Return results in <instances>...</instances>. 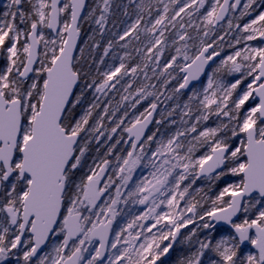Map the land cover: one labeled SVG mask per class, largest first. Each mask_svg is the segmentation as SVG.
<instances>
[{"label":"snow or ice","instance_id":"6c2138e0","mask_svg":"<svg viewBox=\"0 0 264 264\" xmlns=\"http://www.w3.org/2000/svg\"><path fill=\"white\" fill-rule=\"evenodd\" d=\"M93 3L0 11V264H166L178 244L176 264H264V0H127L85 56L82 22L104 39L113 6Z\"/></svg>","mask_w":264,"mask_h":264},{"label":"trees","instance_id":"16d2710c","mask_svg":"<svg viewBox=\"0 0 264 264\" xmlns=\"http://www.w3.org/2000/svg\"><path fill=\"white\" fill-rule=\"evenodd\" d=\"M118 3H119V0H113V6H112L111 14L108 17V23L106 25V35H105L104 39H101L98 35L95 34V32L93 30L96 28V26L94 24H92V23L88 22L87 24H84L83 27L81 28V33H82V37H83V41H82L81 47H84L86 49L85 56L88 55L87 48H88V45L91 43V41H88L87 44L85 43V41H87L89 36L95 35L96 39L100 40L101 45L103 47L104 45H106L107 39L109 38L108 35L110 33H112V31L114 29H116V28L121 26L122 20L124 19L125 16L123 15V12L121 11V7H117L116 6V5H118ZM97 15H99V12H97ZM253 15H255V14H253ZM248 19H250V18L249 17H245V19L243 21H240V23L243 24L244 22H247ZM217 32H218V34L223 35L224 34V28L218 29ZM234 33H236V32H233L231 35H233ZM211 39H215V37H212ZM231 40H232L231 36H225V40L222 42L225 51H224V53H222V55L229 54L232 51V49L227 47L228 43ZM102 47H101L100 50H97V52L95 53L97 58L102 53ZM89 59H91V58H89ZM137 59H139V58L137 57ZM92 71H93V74H95V65H92ZM153 82H155V81H153ZM158 87H159V85H158ZM109 95H110V98L113 96V94H111V93ZM118 100H119V95H115V99L113 100V105H115L116 101H118ZM166 103H167V105H169V104L171 105L173 102L172 101H167ZM144 106H146V104ZM164 106H165V104L162 103L160 105V109H162ZM139 110L142 111L143 110V106ZM129 111L131 113V110H129ZM130 118H131V115H130L129 119ZM103 152H104V149H101V153L99 155H103ZM96 155L97 154L94 151L89 153L88 156L86 157L85 161L88 158L90 160L93 156H96ZM83 171L85 172L86 168ZM222 186L223 185L221 184L220 187H222ZM197 187L198 188H203L204 191L207 192L208 196H210L212 198H214L215 194L219 191V188H213V190L211 192H208V182L203 180V179L200 180V181H197ZM201 195H203V193H201ZM195 196H197V194ZM199 198H200V196H197V199H199ZM209 206H210V204H205V207H209ZM183 247L184 246H182V245H178V248L174 252V254L172 256L174 264H176L180 254H181V251H182Z\"/></svg>","mask_w":264,"mask_h":264},{"label":"rangeland","instance_id":"374dc122","mask_svg":"<svg viewBox=\"0 0 264 264\" xmlns=\"http://www.w3.org/2000/svg\"><path fill=\"white\" fill-rule=\"evenodd\" d=\"M5 3V0H0V11H3L4 9H3V4ZM91 4H94L93 3V0H91ZM119 5H121V11L123 12V5L124 4H127V0H119V3H118ZM93 6H95V5H93ZM131 7L132 6H129V10H130V12H131ZM239 14V13H238ZM237 14V15H238ZM135 18V14L134 13H132L131 14V16L130 17H124V19L122 20V24H121V26L120 27H118V28H116V29H114L112 32H121L122 30H123V28L128 24V23H131V21L133 20ZM197 22H199V20H197ZM88 22H82V27H83V25L84 24H87ZM90 23V22H89ZM225 27H226V25H225ZM46 31V33H47V30H45ZM237 33H234L233 35H231V37H232V40H231V42H234L233 41V37L236 35ZM109 36V38H113L114 39V37H112L111 36V33L108 35ZM89 40L87 39V42H88ZM121 43H123V42H121ZM254 46L255 45H257L259 42H257V41H253V42H251ZM243 45H239V46H237V47H242ZM114 51H118L120 54H123V49H114ZM231 53V52H230ZM107 59V62L108 63H113V61H111L110 59H108V58H106ZM118 62V61H117ZM3 63V61L2 60H0V64H2ZM101 70L103 71L104 70V66L102 65L101 66ZM161 100H163V97H161ZM168 106H171L170 104L168 105ZM164 108H165V106L162 108V109H160V111H162V110H164ZM158 119H159V116H158ZM173 119H179V116H178V114L176 115V116H174L173 117ZM126 123H127V120H126ZM211 123V122H210ZM145 174H146V170H145ZM139 176H140V173L138 172L137 173V178H139ZM196 188H198L197 187V184L196 185H194L193 186V189H191L190 190V192H191V194L192 195H196V192L194 191V189H196ZM126 191V190H125ZM113 195H114V193H113ZM143 209V206L142 205H138V204H136V205H134L132 202H131V200H129V202L127 203V204H124V203H121L120 205H118V210L120 211V215H118L117 217H116V220L114 221V224H113V228L115 229V230H118L119 229V226H122V225H124V224H126V222L128 221V220H130V219H132V217L134 216V215H136V214H138L141 210ZM85 214H87V213H85ZM93 219H95V217H93ZM101 219H104V217H101ZM112 238H114V236L113 237H111V239ZM61 238H54L53 239V241H52V243L50 244V246L48 247V249L45 251V252H50L51 251V249H52V246L54 245V244H56V243H58L59 242V240H60ZM95 246V242H94V245H93V247ZM90 251H91V249H90ZM44 252V253H45ZM87 255V254H86Z\"/></svg>","mask_w":264,"mask_h":264},{"label":"flooded vegetation","instance_id":"af4514ba","mask_svg":"<svg viewBox=\"0 0 264 264\" xmlns=\"http://www.w3.org/2000/svg\"><path fill=\"white\" fill-rule=\"evenodd\" d=\"M154 127H155V125L152 127L153 129H154ZM125 136H126V134H125ZM102 156V155H101ZM85 165H86V171L85 172H87V168H88V166H90V165H92V158L89 160V158L85 161ZM79 175V174H78ZM110 192H111V194H113L114 193V189H112V190H110ZM107 198V195H106V197H105V199ZM179 245V244H178ZM178 245L176 246V248H175V250L172 252V254L170 255V256H168L167 258H163V259H165L166 260V264H174L173 263V259H172V256H173V254H174V252L176 251V249L178 248Z\"/></svg>","mask_w":264,"mask_h":264},{"label":"water","instance_id":"95a60500","mask_svg":"<svg viewBox=\"0 0 264 264\" xmlns=\"http://www.w3.org/2000/svg\"><path fill=\"white\" fill-rule=\"evenodd\" d=\"M90 0H88V2H89ZM244 2V0H242V3ZM239 12V10H237V13ZM218 29H219V27H218ZM81 42H82V35H81V37H80V40L78 41V48L81 46ZM76 55H78V51H77V53H76ZM158 111H159V109H158ZM158 116V115H157ZM157 116H156V118H157ZM154 125H151L150 126V128H152ZM107 195V194H106ZM106 195H105V197H106ZM105 197H102V200L103 199H105ZM110 239H111V237H110ZM51 241H52V239L48 242V244H46L42 249H41V254H43L46 250H47V248L49 247V245H50V243H51ZM172 254V253H171ZM170 254V255H171ZM169 255V256H170Z\"/></svg>","mask_w":264,"mask_h":264}]
</instances>
